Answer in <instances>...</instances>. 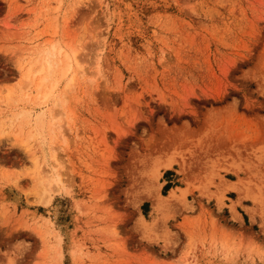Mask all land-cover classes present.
I'll return each instance as SVG.
<instances>
[{
    "label": "rangeland",
    "instance_id": "374dc122",
    "mask_svg": "<svg viewBox=\"0 0 264 264\" xmlns=\"http://www.w3.org/2000/svg\"><path fill=\"white\" fill-rule=\"evenodd\" d=\"M0 129V264H264V0H0Z\"/></svg>",
    "mask_w": 264,
    "mask_h": 264
},
{
    "label": "bare ground",
    "instance_id": "6f19581e",
    "mask_svg": "<svg viewBox=\"0 0 264 264\" xmlns=\"http://www.w3.org/2000/svg\"><path fill=\"white\" fill-rule=\"evenodd\" d=\"M69 57V56H68ZM47 65H50V64H44V63H42L41 64V66H40V69H39V71L41 72V71H44V69H46L47 68ZM49 67V66H48ZM68 67H69V65H68ZM29 70V69H28ZM32 71V70H31ZM38 71V70H37ZM36 71V72H37ZM67 70H65L64 72H66ZM35 72V73H36ZM31 74V73H30ZM29 76V73H27V77ZM31 76V75H30ZM3 126H4V124H3ZM2 127V126H1ZM1 130V129H0ZM4 131V130H3ZM7 132V131H6ZM19 135H20V133H19ZM17 136V135H16ZM21 137V136H20ZM16 138V137H15ZM18 139H19V137H18ZM18 139H16L17 141H18ZM20 140V139H19ZM25 141V140H24Z\"/></svg>",
    "mask_w": 264,
    "mask_h": 264
}]
</instances>
